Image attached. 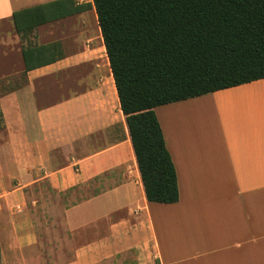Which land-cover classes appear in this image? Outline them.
<instances>
[{
  "label": "crops",
  "instance_id": "crops-1",
  "mask_svg": "<svg viewBox=\"0 0 264 264\" xmlns=\"http://www.w3.org/2000/svg\"><path fill=\"white\" fill-rule=\"evenodd\" d=\"M35 7L19 35L13 13ZM23 48L47 63L24 72ZM0 90V155L28 158L0 160V181L30 189L38 221L55 205L41 184L62 195V264H264V79L154 108L173 204L145 198L92 0H0Z\"/></svg>",
  "mask_w": 264,
  "mask_h": 264
},
{
  "label": "trees",
  "instance_id": "trees-1",
  "mask_svg": "<svg viewBox=\"0 0 264 264\" xmlns=\"http://www.w3.org/2000/svg\"><path fill=\"white\" fill-rule=\"evenodd\" d=\"M92 2L145 198L176 203V173L153 110L264 79V0ZM35 9L13 13L19 35L20 15ZM22 56L24 72L47 63L24 48Z\"/></svg>",
  "mask_w": 264,
  "mask_h": 264
},
{
  "label": "rangeland",
  "instance_id": "rangeland-1",
  "mask_svg": "<svg viewBox=\"0 0 264 264\" xmlns=\"http://www.w3.org/2000/svg\"><path fill=\"white\" fill-rule=\"evenodd\" d=\"M1 92L3 91L0 90ZM196 128L190 129L184 134L204 133L202 129L196 130ZM211 130L213 138H215L217 129L212 116ZM23 138L20 135V139L24 140ZM6 143H8L7 134L4 130H0V154H3L1 153L3 152L2 147ZM11 152L10 155L6 153H4L5 156L0 155L2 162L3 158H6L5 164L9 170L12 162L15 163L14 158L17 163L24 164L28 162L26 154L24 157H20V152L18 154L14 150ZM6 165L0 162V168L4 167L5 169ZM3 177L0 181V264H62L67 262L71 256L68 251V241L73 237L69 235L65 228L61 212L62 206L56 203L57 196L62 195L53 193L49 188H46L44 183L41 184L42 194L45 191L46 196L53 197L55 205L52 220L45 222L41 218L38 221L35 218L37 214L33 210L30 189L22 185L15 176ZM77 192L79 193L80 190H77ZM39 206H42V204ZM31 229L33 233L30 232ZM29 233L34 234L36 237L35 246L29 244Z\"/></svg>",
  "mask_w": 264,
  "mask_h": 264
}]
</instances>
